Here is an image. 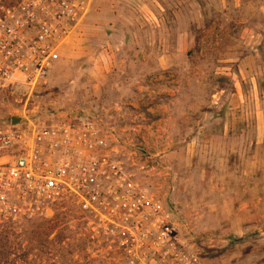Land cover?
Returning <instances> with one entry per match:
<instances>
[{"label": "rangeland", "instance_id": "1", "mask_svg": "<svg viewBox=\"0 0 264 264\" xmlns=\"http://www.w3.org/2000/svg\"><path fill=\"white\" fill-rule=\"evenodd\" d=\"M73 113L162 198L201 264H264V0H94L0 120ZM75 208L0 217V264H100Z\"/></svg>", "mask_w": 264, "mask_h": 264}, {"label": "built area", "instance_id": "2", "mask_svg": "<svg viewBox=\"0 0 264 264\" xmlns=\"http://www.w3.org/2000/svg\"><path fill=\"white\" fill-rule=\"evenodd\" d=\"M93 1L0 0V88L43 81ZM10 117L0 120L1 218L68 203L100 264H201L181 222L113 155V134L96 118Z\"/></svg>", "mask_w": 264, "mask_h": 264}, {"label": "water", "instance_id": "3", "mask_svg": "<svg viewBox=\"0 0 264 264\" xmlns=\"http://www.w3.org/2000/svg\"><path fill=\"white\" fill-rule=\"evenodd\" d=\"M10 119L12 123H16L20 121L21 117L18 115H11Z\"/></svg>", "mask_w": 264, "mask_h": 264}]
</instances>
